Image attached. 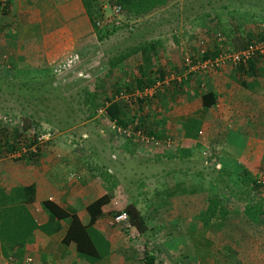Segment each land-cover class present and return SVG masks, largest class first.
<instances>
[{
    "label": "crops",
    "instance_id": "obj_1",
    "mask_svg": "<svg viewBox=\"0 0 264 264\" xmlns=\"http://www.w3.org/2000/svg\"><path fill=\"white\" fill-rule=\"evenodd\" d=\"M27 1L30 0L25 3H29ZM6 15L2 23L6 25L5 34L11 50L8 55L11 53V67L16 66L17 70L18 64L22 67L29 64L33 68L46 65L56 69L70 66L73 59H80L75 51L86 43L91 33L89 20L79 0H32L30 6H21L18 0H10ZM159 43L161 50H157L155 65L166 74V83L167 74L170 72V79L178 78L181 67L171 42L163 39ZM94 49L91 48L81 59ZM258 65L262 67V64ZM227 69L191 75L195 78L189 79L182 89L174 92L166 89L158 103L154 102L149 109L144 105L139 117L144 119L147 127L152 125L151 129L159 134L168 135L176 147L180 146L176 143H181L179 149L188 155L187 160L194 152L200 153L199 149L208 150L206 161L209 167H214L210 159L215 160L216 157L220 164L216 163L215 167L223 172L230 170L229 178L238 180L239 177L235 179L232 176L233 171L247 169L252 174L263 163L264 125L260 122L264 121V102L259 100L261 97L264 100V92L260 94V89L264 88V77L251 70L242 73ZM175 72L177 75L171 74ZM240 81L244 82L243 88ZM206 90H211L216 96L214 106L208 108L202 107L198 95ZM186 126L190 130H186ZM108 130L112 140L115 134L109 127ZM123 138H118L122 145L125 144ZM236 140L238 146H234ZM123 147L108 148V151L91 147L90 155L99 158L97 161L91 159V168L81 160L87 155L84 151L65 147H40L33 165H2L3 159H0V187L4 192L10 193L18 185L34 186V199L26 204L33 226L23 232L25 242L20 250L16 249V256L4 257L0 253V264H245L225 257L220 252V245L210 235L217 228H220L218 232L222 227L230 228V219L238 215L252 222L237 209L229 215L221 208L224 201L226 205V196L219 184L221 178L218 182L215 175L226 179L225 175L213 173L214 179H209L211 184L213 182L212 187L208 185L206 190L198 191L200 188L195 187V180L199 182L206 175L201 177L196 172L194 175L195 170L189 163L166 167L155 152L158 155L150 157V164L144 163L141 169L145 171L153 167L149 178L144 174L143 183H140L146 188L133 191L129 189L132 185L125 183L123 175H117L124 159L130 156ZM153 150L159 151L160 148ZM229 150L236 157L233 159H239L236 161L241 164L239 169L232 160L231 163L226 161ZM114 155L118 160L111 166L108 157L115 161ZM157 164L161 167L158 168ZM62 170H74V173L69 172L64 178ZM110 176L115 182H111ZM215 187H221L217 193L214 192ZM104 193L110 197V203L104 209L106 212L86 227L95 255H79L74 251L72 241H64L68 219L49 220L40 203L49 200L68 214H75L86 225V205ZM211 198L217 200L215 213L222 215L212 216L207 226H202L201 220L210 215L205 206ZM129 203L143 220L142 230L132 226L127 218L113 219L114 212ZM190 249L194 259H190ZM19 251L21 254L17 255Z\"/></svg>",
    "mask_w": 264,
    "mask_h": 264
},
{
    "label": "rangeland",
    "instance_id": "obj_2",
    "mask_svg": "<svg viewBox=\"0 0 264 264\" xmlns=\"http://www.w3.org/2000/svg\"><path fill=\"white\" fill-rule=\"evenodd\" d=\"M100 4L101 12L97 13V16L100 14V19L98 17L96 19L100 23L102 22V24L99 23L98 26L102 30H109V32L101 40L97 41L95 45V52L101 55L99 65L92 70L91 67L82 70V76H77V73L76 75L74 71H70L71 68L75 70L80 62H82V59L78 58L73 59L70 66L58 68L55 72L51 71V68L46 65L33 68L29 64H25L24 67L18 64V67L20 66L19 70H17L16 66L11 67V61L9 60L11 53L8 55L11 50L10 45L7 44L8 37L5 34L6 25L2 23L4 22L2 20H6L7 15L5 12H0V127L6 128L10 133L14 126H28L27 134H32V131L37 132V145L39 149L40 147L53 146L65 147L66 149H73L78 152L84 151L87 155L82 157L81 160H85L89 168L92 167V160L97 161L99 159L96 156L90 155L89 150L91 147L95 146L96 148H103V150L108 151V148L109 150H113L124 146L123 148L130 152V156L128 155L129 159H124L117 175H123L125 183H130L132 186L129 189L133 191H144L146 188L145 184L140 183L142 178H145L144 174L149 178L153 167L145 171H141V169L144 163L146 165L150 164L151 160L149 158L155 157L157 154L155 152H158L160 156L157 158L166 167L170 166L174 168V164L179 165L178 163L181 164V162L184 164L189 163L193 170H195L193 171L194 175V172L201 174V177L206 175L199 182L194 179L196 182V184L194 183L195 187L197 189L200 188L198 191L201 189L206 190L208 185L212 187L213 182L211 184L209 179H214L213 173L216 174V172L210 170L209 162L207 163L208 167L201 162L204 157L205 159L208 158V150L201 151L199 149L201 154L194 152L192 158L187 160L188 155L179 149L181 143H176L180 145L176 147L171 138H169L170 147L162 148L160 146L158 147L160 148L159 151L151 150L150 146L140 145L136 141H131L127 138H123L125 139V144L122 145L118 140L121 136H117L116 134L115 136L113 135L112 141L109 138V123L105 120V116H103V110L100 109V111L94 113L93 117L86 118L90 110L84 105L82 99L84 98L85 90L90 91L95 87H100L101 83L104 86H102L104 93L111 92V87L108 85L111 79L106 78L104 80L106 76H103V72L98 74V76L97 72H100L102 66H105L108 58L114 57L119 53L124 54L129 49L138 47L145 42H154L155 40L160 42L163 39L166 42L167 40L170 41L179 59V67H181L178 77L185 78L187 76L191 77L192 74H184L182 69L184 57H196L201 50L211 52L213 50L218 53L221 50L233 51L240 49L247 42L260 40L259 34H264V0H171L164 8L138 18L129 17L123 12H114L113 5L107 2ZM26 5L30 4L26 3ZM3 46H6V49H3ZM156 47L159 50L160 43ZM262 54H264V50ZM128 60H131L132 63H130V69L128 68L129 71L125 77L126 80L131 81L133 73L135 74L132 68H136L137 60L133 55ZM256 61L255 64L261 68L258 65L259 62ZM260 64L263 67L261 77H264V57ZM228 70L232 71L235 69L229 68ZM202 73L204 72L197 70L194 72V75L198 76ZM169 74L170 72L167 74L168 79L166 80L168 83L170 82ZM171 74L177 75L176 72ZM118 77L122 78L118 70H116L114 78L117 79ZM194 78L191 77L190 80ZM51 84L53 85L51 86ZM25 89H29V91L23 92ZM32 89L36 91L35 94L30 91ZM156 90L158 92L155 98L151 95V101L147 104L137 105L133 95L130 97L133 100H131L132 102L129 105H126V114L128 118H134L132 122L135 123L137 116H142L141 111L144 105L149 109L154 102L158 103L160 101L161 92H165V88L157 87ZM260 90V94H262L264 88ZM122 95L119 99L124 100L126 96L128 97L127 93ZM262 99L261 97L259 101L264 102ZM184 132L188 131L184 130ZM46 133H48L46 138L39 137ZM234 146H238L237 140L234 142ZM177 151L178 153H176ZM105 153L106 160L107 152ZM16 156L17 153L0 158L3 159L1 160L2 165H33L28 163L26 159L14 160ZM181 156L184 159H179ZM227 156L228 159L226 161L228 163H231L232 160L235 166H241V164L236 163L239 159H233L235 156L232 155L230 150ZM114 157L115 161L110 157L111 166H114L118 160L115 155ZM31 158L34 159L33 157ZM214 159H210L212 161L211 165L220 164L218 158L214 157ZM261 161L263 163H260L252 174L259 180H264V158ZM157 167L160 168L161 165L157 164ZM69 172L74 173V170H62L64 178L66 175L68 176ZM104 172L107 171L104 170ZM215 176L216 180L223 179L218 174ZM110 180L111 182H115L112 176H110ZM225 180L228 181L227 178ZM220 183V186L225 188L223 182ZM248 183L244 182L242 184L239 180H231L229 186L235 188L234 194H231L228 189L222 190V193L226 196V205L230 207V210H236L233 206L234 202L239 207L240 204L245 203L244 200L246 199L242 191H247ZM221 187H215L214 192L217 193ZM242 198L243 200H241ZM228 207L224 209L229 210ZM214 215L221 216L222 213L216 212ZM196 217L198 218L199 215ZM197 218H193V220L200 222ZM251 219L252 222H249L243 215H238L230 219V228L228 226L222 227L221 232H218L220 228H217L210 235L214 242L220 245V252L225 257L238 259V261L245 264H264V218L259 217L255 219L251 217ZM217 225L216 223L215 226ZM193 255L194 253L190 249V259H194Z\"/></svg>",
    "mask_w": 264,
    "mask_h": 264
},
{
    "label": "trees",
    "instance_id": "obj_3",
    "mask_svg": "<svg viewBox=\"0 0 264 264\" xmlns=\"http://www.w3.org/2000/svg\"><path fill=\"white\" fill-rule=\"evenodd\" d=\"M10 0H3L0 1V12H7V8L9 5ZM21 6H27L26 0H18ZM80 4L84 10V14L86 15L87 19L89 20L91 33H89V37L86 40L85 44L78 47V50L75 51L77 57L81 59V56L84 57L86 53L91 48H95L97 41L101 40L104 35H107L109 30H102L99 28V21L96 19L97 13L101 12V4L102 2H107L113 6H118V13L123 12L125 15L129 17L138 18L146 15L148 13L155 12L159 9H162L166 6L168 2L171 0H79ZM32 1H29L31 5ZM29 5V6H30ZM132 15V16H131ZM102 24V22L100 23ZM263 33L259 34L260 40H256L255 42L263 41L264 40ZM158 40L154 42L149 41L145 42L144 44L139 45L138 47L129 49L128 52L122 54L119 53L116 56H112L106 60L105 66H102L100 74L103 72V76L106 78H110L108 85L111 87V92L104 93L103 85L100 84V87H95L93 90H85L84 98L82 102L84 105L88 107L90 110L86 115V118H91L94 116V113L98 109H102L103 116L106 117V121H114L117 125L122 127L130 128L132 130L140 129L142 132H146L148 134H153V136L157 137L160 142L161 146H164L162 143L165 136L163 134H159L155 130L151 129V126H148L144 123V119L137 116L135 123L134 118H128L126 114V105H129L132 98V94L134 92H141L145 88L152 87L155 83L158 82V87L170 89L171 91L182 89L184 86L187 85L189 79L191 77L179 78V80L170 79V82H164L165 75L164 71L161 68H158L156 64V54H157V47ZM249 43V42H247ZM246 43V44H247ZM245 44V45H246ZM244 45V46H245ZM243 47V46H241ZM218 52L206 51L204 50L203 53L199 54L196 57H191L192 60L196 59H204V58H211L215 56ZM134 56L136 61V68H132L133 73L131 81L126 80V74H128V68L131 60H128L130 56ZM264 54H254L250 59H248L244 64H240L236 66L234 69L237 72H245L246 70H251L252 73L259 72L261 76V72L263 67L259 68L256 66L255 61L257 60L262 63V59ZM101 55H98L95 50H93L90 54H88L85 58L82 59L79 66L73 70L71 68V72L77 76H82L81 71L86 70V68L95 69L99 65ZM256 61V62H257ZM51 71L55 72L57 69L55 67H50ZM227 67H223L220 69H224ZM130 69V68H129ZM184 69V66L182 67ZM118 70L120 73V77L117 79L114 78V72ZM228 70V69H227ZM107 74V75H105ZM194 74H192L193 76ZM114 78V79H113ZM164 83V84H163ZM240 86L244 87V82L240 81ZM53 84H51L52 86ZM162 85V86H161ZM49 86V85H48ZM103 86V87H102ZM98 89V90H97ZM20 90V89H19ZM46 90V89H45ZM29 91V89L23 90V92ZM34 94L36 93L35 90H30ZM35 91V92H34ZM158 90L152 94L155 98ZM128 97L126 99H119L118 95L126 94ZM162 96L164 92H161ZM201 100V105L204 108L212 107L215 104L216 96L211 90H206L198 94ZM151 96V95H150ZM150 96H142L139 98H134L136 100L137 105L147 104L149 103ZM118 97V98H117ZM88 98V99H87ZM128 102V104H127ZM137 121V122H136ZM261 125H264V121L260 122ZM150 127V128H149ZM186 130H190L189 126H186ZM28 126L20 125L19 127L14 126L12 131L9 133L6 128L0 127V158L6 155H13L17 153V156L14 160H27L28 163L34 164L35 158L38 156L39 147L37 145V132L32 131V134H27ZM142 145V144H140ZM143 146H147L145 142ZM164 148H167L164 146ZM151 149H156L151 147ZM191 149V147H190ZM201 154V153H200ZM33 157L34 159H32ZM110 158V156H109ZM32 159V160H31ZM202 164L207 165V161L204 157L202 159ZM213 166V165H212ZM238 169L240 166H237ZM213 172H221L222 175L227 177L221 179V182L224 184V189L229 190L231 194H234L236 191L234 187L229 186L230 181L233 179L229 178L228 171H221L220 169H216L214 167L210 168ZM232 176H235V179L239 177V181L243 184L244 182H249L247 186V191L244 190L242 193L245 195V203L236 204V200L233 202V206L238 210L241 211L245 216L252 220L251 217L257 218H264V182L258 181L247 169L245 171L243 169L237 170L236 172L231 173ZM230 179V181H229ZM243 179V180H240ZM224 180V181H223ZM246 185V184H245ZM34 199V186L33 184H26V185H18L16 186L10 193L4 192V190L0 187V253L4 255V257H8L12 254L16 256V249H21L24 245L25 238L23 232L25 230L30 229L33 226L32 220L28 215V211L26 209V204L32 202ZM243 200V198L241 199ZM110 203V197L108 194H102L98 198L94 199L90 203H88L85 207L86 212L88 213V222L86 225H83L78 217L75 214H68L66 211L62 210L56 204L50 202L49 200H43L40 203V207L47 213L48 219H68L67 229L64 235V241H72L74 246V251L79 255L85 256H94L95 250L93 248L92 242L90 240V236L86 232L87 225L93 224L97 219H99L103 212L106 210L105 207L108 206ZM231 205V203H230ZM227 205H222L221 208H227ZM226 210L227 214L231 215L233 212L230 210ZM121 209V210H120ZM120 209H117L114 214L115 216L124 212L126 214L127 220L129 223L134 226L138 230L143 229V220L140 216H138V212L134 208L132 204H123ZM218 209L217 200L214 198L209 199L207 201L205 210L209 212L210 215L202 220V226H207V222L209 219L214 216L215 210ZM231 211V212H230ZM217 220V217L215 218ZM21 251L17 253L20 255ZM18 257V256H17ZM8 258V262H9ZM148 261V260H147ZM146 261V262H147ZM7 262V263H8ZM149 262V261H148Z\"/></svg>",
    "mask_w": 264,
    "mask_h": 264
},
{
    "label": "built area",
    "instance_id": "obj_4",
    "mask_svg": "<svg viewBox=\"0 0 264 264\" xmlns=\"http://www.w3.org/2000/svg\"><path fill=\"white\" fill-rule=\"evenodd\" d=\"M3 1V0H0ZM118 6H113L114 12L118 11ZM219 36V34H217ZM219 39V38H218ZM264 50V40L259 42H249L245 46L241 47L237 50H221L219 53H217L215 56L211 58H204V59H196L192 60L190 57H184L183 59V66H184V74L191 73L194 74L197 70L208 72L216 69H220L223 67L227 68H235L236 66L240 64H244L248 59H250L255 53L262 54ZM203 53L201 50L199 54ZM177 77V76H176ZM172 78L173 80H179L178 78ZM170 79V78H169ZM158 87V82L155 83L152 87L145 88L141 92H134L132 95L133 97L139 98L142 96H150L152 95L156 88ZM123 95L120 94L118 97H122ZM125 97V96H124ZM127 98V96H126ZM100 111V110H99ZM109 129L116 135H120L124 138H127L131 141H136L139 144L144 145L146 142L148 146L158 148L161 146L160 140L153 136V134H148L142 132L140 129L132 130L130 128L122 127L120 125H117L114 121H109L108 124ZM200 133V132H198ZM48 136V133L42 134L39 137L40 138H46ZM39 139V138H38ZM162 143H164L165 147H170V139L168 137H165ZM258 179V178H257ZM260 182H264V180H259ZM126 214L124 212H121L120 214L113 217L114 221L118 220H125Z\"/></svg>",
    "mask_w": 264,
    "mask_h": 264
}]
</instances>
